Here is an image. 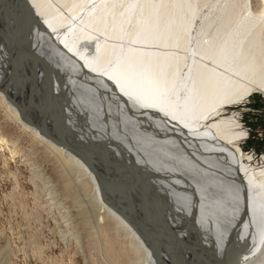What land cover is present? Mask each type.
<instances>
[{
  "label": "bare ground",
  "instance_id": "obj_1",
  "mask_svg": "<svg viewBox=\"0 0 264 264\" xmlns=\"http://www.w3.org/2000/svg\"><path fill=\"white\" fill-rule=\"evenodd\" d=\"M254 93L264 0H0V149L10 120L73 172L109 264H264V167L223 113Z\"/></svg>",
  "mask_w": 264,
  "mask_h": 264
},
{
  "label": "rangeland",
  "instance_id": "obj_2",
  "mask_svg": "<svg viewBox=\"0 0 264 264\" xmlns=\"http://www.w3.org/2000/svg\"><path fill=\"white\" fill-rule=\"evenodd\" d=\"M1 109L0 121H5ZM223 113H236L245 132L238 143L250 156L246 162L264 167V96L254 93ZM7 121L18 142L13 157L9 148L0 149V264H109L97 219L73 172L65 173L40 145L33 150L31 138ZM65 178L74 185L67 188Z\"/></svg>",
  "mask_w": 264,
  "mask_h": 264
},
{
  "label": "water",
  "instance_id": "obj_3",
  "mask_svg": "<svg viewBox=\"0 0 264 264\" xmlns=\"http://www.w3.org/2000/svg\"><path fill=\"white\" fill-rule=\"evenodd\" d=\"M54 141L56 143H58L59 145L63 146L64 148H66L67 150H69L70 152L77 154L74 151V149H72L70 147V145H66V143H64V141H62L58 135H56V137L54 138ZM78 156L80 157V160L86 165V167L93 173V175H94L95 179L97 180V182L100 183L101 182V175L94 169V167H92V165L89 163L88 159L85 156H83V155H78ZM125 192H126V194L129 193L127 187L125 188ZM128 207H129L130 210L132 209L130 205H128ZM132 217L135 219V217L133 215H132ZM178 257H179L178 258L179 262H177V263L179 264L181 262L182 258L180 256H178Z\"/></svg>",
  "mask_w": 264,
  "mask_h": 264
}]
</instances>
